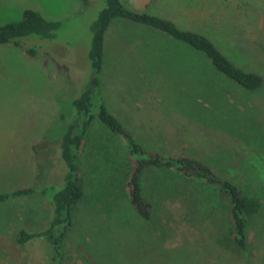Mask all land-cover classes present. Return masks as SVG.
Segmentation results:
<instances>
[{"label":"rangeland","instance_id":"rangeland-1","mask_svg":"<svg viewBox=\"0 0 264 264\" xmlns=\"http://www.w3.org/2000/svg\"><path fill=\"white\" fill-rule=\"evenodd\" d=\"M121 1L129 7L149 3L150 14L206 36L239 68L263 78L260 89L247 91L216 72L201 53L135 25L124 39L109 32L100 90L108 111L145 149L211 166L246 196L260 200L263 210L248 222L245 251L227 250L226 238L224 253L204 249L203 218L228 226V200L202 181L153 171L143 180L153 207L152 220L144 221L124 188L107 197L94 186L109 176L102 172L111 164L102 162L103 139L118 143L98 126L89 135L85 195L76 205L61 264H264V0ZM18 2L17 7L40 11L34 0ZM48 4L46 10L53 6ZM104 8L105 0H81L77 11L61 19L54 46L24 40L26 48L41 46L35 58L15 46H0V193L43 186L63 169L58 140L70 101L88 80L91 28ZM9 17L14 16L0 12V25L20 20ZM128 44L148 48L133 57ZM143 60L151 62L143 65ZM142 67L148 69L145 78ZM44 199L0 204V264H51L53 251L45 240L18 244L21 231L40 233L49 227L52 207Z\"/></svg>","mask_w":264,"mask_h":264},{"label":"trees","instance_id":"trees-1","mask_svg":"<svg viewBox=\"0 0 264 264\" xmlns=\"http://www.w3.org/2000/svg\"><path fill=\"white\" fill-rule=\"evenodd\" d=\"M147 10L148 7L144 10L127 8L121 0H105V8L91 28L92 41L87 60L88 80L79 95L70 101L71 113L66 128L58 140L57 152L63 164V169L58 172L60 180L57 182L56 175L51 180L47 177L46 183L43 186L39 185L40 187L0 193V204L40 196L52 207V218L46 230L40 233H28L23 230L18 237L20 246H26L35 239L45 240L53 251L51 264H61L65 240L74 226L73 214L76 205L85 195L83 189V180L87 174L85 150L91 139L89 135L92 129H97L98 126L104 127L114 137H118V143L109 137L103 139L102 162L111 163L112 166L109 164V167H105L102 172L109 173V176H104L102 180L97 181L99 185L94 186L98 189L103 188V194L107 197H111L112 190L124 188L128 191V200L134 212L144 221L152 220L153 207L144 196L143 180L153 171H171L188 180L202 181L216 188L219 194L228 200V226L222 227L211 222L208 217L203 218L201 244L204 249L211 247L224 253L226 238L230 243L226 247L227 250L233 246L234 249L245 251L248 222L259 216L263 210L260 200L246 196L211 166L189 157L165 156L160 152L148 151L103 104L100 90L105 38L112 23L119 19L160 32L201 53L216 72L247 91H256L263 85V78L260 75L239 68L206 36L183 30L174 22L152 15ZM61 25L62 22H49L39 12L26 9L18 22L0 25V46H15L29 57L35 58L41 46L45 44L54 46L55 33ZM24 40L42 44L40 47L37 44L26 48L22 45ZM50 133L46 136L47 139L50 138ZM93 143L95 144V141ZM37 150V147L33 148V151ZM52 180L54 184L50 183Z\"/></svg>","mask_w":264,"mask_h":264},{"label":"crops","instance_id":"crops-1","mask_svg":"<svg viewBox=\"0 0 264 264\" xmlns=\"http://www.w3.org/2000/svg\"><path fill=\"white\" fill-rule=\"evenodd\" d=\"M34 1L39 5V9H40L39 12L41 13L42 17L44 18V16H46L47 18H44V19L49 21V22H60L61 19H64L67 16V14H70V12L77 11L78 7H79V2H81V0H48V3H49L48 7H51V5H53V6H52V8H47V10H46V8H44L45 4H46V0H34ZM18 3H19L18 0H7V2L0 1V12H1V14L5 13L9 16H14V17H9L6 20L17 21L19 19L18 17L21 18L23 11L26 9L17 7ZM121 3H122V1H121ZM137 6L138 5H136V7H129V6H126V7L130 8V9H140V10H144V9H146V7H148L147 11L149 12V10H150L149 3H146V4L144 3V5H142V6H138V7ZM132 24L133 23H131V21L128 22V21L120 20V19L115 20L112 23L111 27L109 28V31L107 32V35L105 38V44L107 41L108 34L112 30L115 31L116 35H118L120 38H122V39L126 38L125 35H128L127 31L130 30L129 28H131V30L133 31L132 28L137 27V26H135L136 24H134V25H132ZM149 30H151V29H149ZM152 31H154V30H152ZM158 33H160V32H158ZM135 40L139 44L140 38H138V36H137V38H135ZM129 45L130 44H128L126 47H129ZM147 48L148 47L146 45H144L143 47H141V46L136 47L134 45H131L128 48V50L133 53V57H134L136 52L145 50ZM139 58H141V53L139 55ZM148 62L150 63L151 60L150 61L149 60L148 61L143 60L141 63H143V65H146ZM104 66H105V48H104ZM104 66H103V68H105ZM140 71H141V77L142 78H145L146 76H148V69L142 67V68H140ZM25 99L26 98L24 97V100ZM21 101H22V97H21ZM28 101H31V99ZM21 115H24L23 112L21 113ZM19 122H22V118H20ZM3 133H8V132L3 131ZM0 144H3V143H0ZM0 149H4V146L0 145Z\"/></svg>","mask_w":264,"mask_h":264}]
</instances>
